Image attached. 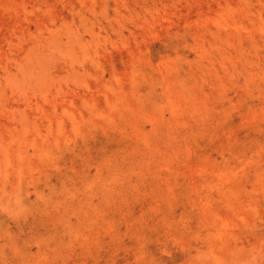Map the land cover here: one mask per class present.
<instances>
[{"label":"rangeland","instance_id":"rangeland-1","mask_svg":"<svg viewBox=\"0 0 264 264\" xmlns=\"http://www.w3.org/2000/svg\"><path fill=\"white\" fill-rule=\"evenodd\" d=\"M0 264H264V0H0Z\"/></svg>","mask_w":264,"mask_h":264}]
</instances>
